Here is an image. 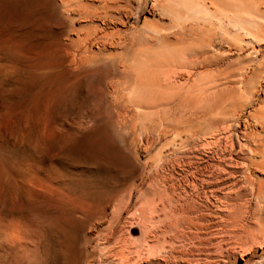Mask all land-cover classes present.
Wrapping results in <instances>:
<instances>
[{"label":"rangeland","instance_id":"1","mask_svg":"<svg viewBox=\"0 0 264 264\" xmlns=\"http://www.w3.org/2000/svg\"><path fill=\"white\" fill-rule=\"evenodd\" d=\"M165 1L0 0V264H264L260 0Z\"/></svg>","mask_w":264,"mask_h":264},{"label":"bare ground","instance_id":"2","mask_svg":"<svg viewBox=\"0 0 264 264\" xmlns=\"http://www.w3.org/2000/svg\"><path fill=\"white\" fill-rule=\"evenodd\" d=\"M162 1H163V0H162ZM170 1H171V4H172V2H173V4H175V2L178 3L179 0H178V1H177V0H176V1H174V0H170ZM170 1H169V0H168V2L165 1V2H163V4L165 3V6H166V5L168 6L167 3H169V5H171V4H170ZM180 1L185 2V0H180ZM180 1H179V2H180ZM186 1H187V2H190V1L194 2L193 0H190V1L186 0ZM195 1L197 2V0H195ZM211 1H212V0H211ZM216 1H217V0H215V2H216ZM233 1H234V5H235V6L232 5V3H231V4L229 3V6H230V7H231V6L238 7V8L241 9V10L244 8V9H243V11H244L243 13H245L248 9H249V11H250V9H251L252 12H253V9H256V10L254 11L255 13H256V11H258L259 13H260V12H261V13L264 12L263 10L260 11L262 8H259V7H261V6L264 8V0H262V1L260 0L261 2L258 0V1H259V5H258L259 7H258V9H257V6H253V8H252V6H251V5H254V4H255L254 2H258V1H256V0H255L254 2H253L252 0H250V2H252L251 5H250L251 8H249V7H248L249 5H247V4L250 3L249 1H246V0L242 1V0H241L242 4L237 3V2H239V1H237V2H236L237 4H236V3H235L236 0H233ZM129 2H130V1H129ZM187 2H185V3H186L185 5H187V9H186V10H187V11H186V17H187V13H188V15H190V16L192 15V16H191V19H192V20L195 19L196 17L199 19V17H198L197 15L194 16L193 14H191L192 12H194V14H197L196 10H195V11H192V12H190V13L188 12V10H192V9L195 8V7L193 8L194 3L191 2L190 4H189V3L187 4ZM201 2H202V1H201ZM213 2H214V1H213ZM213 2H212V5H215V8H216V9H217V8H220V7H219V6L221 5L220 2L217 1L215 4H214ZM223 2H224V1H223ZM228 2H230V1H228V0H227V2L225 1V3H228ZM231 2H232V1H231ZM244 2H245V3H244ZM247 2H249V3H247ZM202 3H203V2H202ZM206 3H207V2H206ZM217 3L219 4V6H218ZM225 3H224V4H225ZM243 3H244L245 5H247V6H246V7H247V10H246L245 5H244ZM131 4H133V3L130 2L129 5L127 4V5L129 6V8H128L127 5H126V6H125L126 9H125V7H124V9H125L126 11H127V9L130 10V8H132V9L135 10L136 8H133ZM173 4L171 5L172 7H171V6H168V7L166 6V9L170 8V10H169V9H168V10H169V11H172L171 9L176 8L175 6L173 7ZM192 4H193V5H192ZM260 4H261V5H260ZM189 5H190L191 9L189 8ZM191 5H192V6H191ZM222 5H223V4H222ZM227 5H228V4H226V6H227ZM237 5H238V6H237ZM241 5L243 6V8H240V7H242ZM256 5H257V3H256ZM196 6H197V5H196ZM216 6H217V7H216ZM226 6L224 7V5H223L224 8L221 7L222 10L219 9L220 11H219V10H215V11L213 10L214 12H211V14H212V13H217V15L221 16V17L218 16V18H217V19H219L218 21L223 22V23H224L225 21H221V20H223L222 17L225 16V19H226V15L228 16L227 12H228V13H230V12H231V13H234V14H232V15H229V17H227L228 19H231V18H235V17H236V18H235V20H236V19H237V16H235V13H236V15H238V19L241 18V15H242L243 13H242V12H239V13H238V8L235 9L237 12H235V11L233 12V10H232L233 7L230 9V10H231V11H230V10H228V9H229V6H227L228 9H226V12H224L223 9L227 8ZM122 7H123V6H122ZM255 7H256V8H255ZM141 8H142V7H141ZM141 8H140V9H141ZM110 9H111V8H110ZM122 9H123V8H122ZM129 10H128V11H129ZM134 10H132V11L130 10V12H128V13H131V12L133 13ZM175 10H176V11H175ZM177 10H178V9H174V10H173V13H174V12H175V13H178ZM179 10H180V9H179ZM241 10H240V11H241ZM139 11H140V10H139ZM139 11H138V12H139ZM180 11H181V10H180ZM180 11H179V12H180ZM216 11H217V12H216ZM222 11H223L224 13H223ZM249 11H247V12H249ZM247 12H246V13H247ZM171 13H172V12H171ZM181 13H183V10L181 11ZM184 13H185V11H184ZM207 13H208V11H207ZM209 13H210V11H209ZM219 13H221L222 15L219 14ZM237 13H238V14H237ZM250 13H251V12H250ZM224 14H225V15H224ZM253 14H254V13H253ZM262 14H263V13H262ZM174 15H175V14H174ZM177 15L180 16V13L177 14ZM207 15H208V14H207ZM128 16H129V15H128ZM131 16H132V15H131ZM183 16H185V14H184ZM193 16H194L195 18H193ZM213 16L216 17V15H212V16H210V17L213 18ZM231 16H232V17H231ZM243 16H244V15H243ZM207 17L209 18V16H207ZM215 17L213 18V20L215 19ZM230 17H231V18H230ZM187 18H188V20H189V17H187ZM205 18H206V17H205ZM212 18H211V20H210V18L207 19V20H209L208 22H212V23H210V24H211V28H212V26L215 24V23H213ZM221 18H222V19H221ZM121 19H122V18H121ZM220 19H221V20H220ZM225 19H224V20H225ZM238 19L236 20L237 23H239L238 21L241 20V19H240V20H238ZM251 19H252V17H251ZM196 20H197V19H196ZM242 20H243V18H242ZM242 20H241V22H240L239 24H237L238 26H239L240 24H241L242 26H243V24L246 25V23H247L248 20L245 21V19H244V22H245V23L242 22ZM252 20H253V19H252ZM255 20H256V19H255ZM230 21H231V20H229V22H230ZM253 21H254V20H253ZM196 22H197V21H196ZM198 22H199V21H198ZM214 22H216V21H214ZM220 22H217V23H220ZM226 22H227V19H226ZM226 22L224 23V25H221V24H223V23H221L220 25H221V26H226V25H227ZM233 22H234V20H233ZM236 22H234V25L236 24ZM251 22H252V21H248V23H247L248 26L251 25V24H250ZM193 23H194V22H193ZM231 23H232V21L230 22V24H231ZM242 23H243V24H242ZM253 23H254V22H253ZM253 23H252V25H254V24L256 25V23H254V24H253ZM191 24H192V23H191ZM196 24H197V23H196ZM199 24H200V23H199ZM225 24H226V25H225ZM230 24L228 23L227 27L234 26V25H232V24L230 25ZM259 24H261V23H259ZM194 25H195V24H194ZM194 25H193V26H194ZM205 25H206V24L204 23V26H205ZM237 25H236V27H238ZM257 25H258V24H257ZM198 26H199V25H197L196 27H198ZM201 26L204 27L203 24H201ZM215 26H216V25H215ZM215 26H213V28H214ZM248 26H246V27H248ZM258 26H260V25H258ZM261 26H263V25H261ZM261 26H260V27H261ZM183 27H184V26H183ZM188 27H191V26H188ZM194 27H195V26H194ZM205 27H207V26H205ZM234 27H235V26H234ZM239 27H240V26H239ZM184 28H185V27H184ZM211 28H209V30H211ZM202 29H203V28H202ZM228 29H229V28H228ZM200 30H201V29H200ZM212 30H214V29H212ZM186 31H187V30H186ZM177 32H178V31H177ZM177 32H176V34H177ZM180 32H181V31H179V34H180ZM200 32H204V31L201 30ZM205 32H208V29H207ZM213 32L215 33V30H214ZM213 32H209V33H210V34H213ZM182 33H183V32H182ZM209 33H200V34H203V36L201 35V36L203 37V40H204V41H202V44H203L205 41H208V40H207L208 38H209L210 40H211V39H215L214 37H213V38H212V37L210 38V37H209V36H210ZM176 34H174V35H176ZM200 34H199V35H200ZM204 34H207V37H208V38H206V36H205ZM208 34H209V36H208ZM165 36H166V35H165ZM201 36H199V37L197 36L198 39H199ZM213 36H214V34H213ZM176 37H177V36H176ZM204 37H205V38H204ZM215 37H216V36H215ZM178 39H179V37H178ZM182 40H183V39H182ZM199 40H200V42H201L202 38H200ZM214 41H215V40H214ZM85 42H87V41H85ZM82 43H83V42H82ZM207 43L209 44V42H207ZM207 43H206L205 45H203V46H199L200 48L202 47V49L199 48V50H201V51H203V52L206 51V48L208 47ZM213 43H214V42H213ZM86 44H87V43H86ZM89 44H90V43H89ZM202 44H201V45H202ZM82 45H83V44H82ZM82 45H81V46H82ZM210 45H211V43H210ZM82 47H83V46H82ZM203 47H205V48H203ZM101 49H102V48H101ZM207 50H208V49H207ZM201 51H200V52H201ZM197 52H198V50H197ZM195 54H196V51H194L193 54H190V55H195ZM197 54H198V53H197ZM201 54H202V53H201ZM204 54H206V53H204ZM202 55H203V54H202ZM92 56H93V55H92ZM188 56H189V55H188ZM195 56H196V55H195ZM197 56H199V55H197ZM197 56H196L195 58H198ZM203 56H204V55H203ZM203 56H202V57H203ZM87 57H88V56H87ZM94 57H95V56H94ZM94 57H92V60H93ZM72 58H73V57H72ZM95 58H96V57H95ZM95 58H94V59H95ZM175 58H176V57H175ZM193 58H194V56H193ZM200 58H201V57H200ZM200 58H198V59H200ZM203 58H204V57H203ZM203 58H201L202 62H200L201 60H200V61L198 60L197 62L194 61V60H196V59H194V60H190V61H189V60L186 61V62L189 63V65H190V66H188V67H192L191 65L193 64V67H192V70H193V69L195 68L194 64H195L196 66H197V65L200 66V64L203 63L204 61L207 62V61H206L207 58L205 57L204 60H203ZM74 59H75V58H74ZM88 59H90V57H88ZM75 60H76V59H75ZM90 60H91V59H90ZM92 60H91V61H92ZM96 60H97V59H96ZM181 60H182V59H181ZM170 61H171V60H170ZM55 62H56V61H55ZM186 62H185V63H186ZM192 62H193V63H192ZM194 62H196V63L199 62L200 64H199V63L196 64V63H194ZM205 62H204V64H205V66H206L207 63H205ZM119 63H120V62H119ZM181 63H182V65H180V66H182V69H183V67H184V69H185V66H186L187 63H186L185 66H184V61H183V62H180V61H179V63L176 62V64H178L177 67L180 68L179 64H181ZM191 63H192V64H191ZM64 64H65V63H64ZM121 64H122V63H121ZM123 64H125V63H123ZM204 64L201 65V66H204ZM62 65H63V64H62ZM62 65H61V66H62ZM79 65H80V64H79ZM125 65H126V64H125ZM187 65H188V64H187ZM173 66H174V65H173ZM174 67H175V66H174ZM174 67L172 68V71L170 70V72H173V70L176 69V67H175V68H174ZM76 68H77V67H76ZM198 68H199V67H198ZM169 69H170V68H169ZM180 69H181V68H180ZM180 69H176V70H177L176 72H178ZM182 69L180 70V73H181ZM184 69H183V71H184ZM187 69H188V68H186V70H187ZM186 70H185V73H186ZM190 70H191V69H190ZM190 70L187 71L189 74H190V72L192 71V70H191V71H190ZM217 70H218V69H217ZM218 72H219V70L217 71V73H216V71H215L214 74L216 73L215 75H216V77L219 79L220 74H221V73H220L221 71L219 72V73H220L219 76H218ZM180 73H178V74L175 73V74H176V76H177V75H180ZM192 73H193V72H192ZM172 74H173V73H172ZM172 74H171V75H172ZM175 74H173L174 77H176ZM214 74H212V76H213V77H212L213 80L211 81L212 78H210V81H209L210 83H211V82L213 83L212 87L214 86V82H216L215 84H216V86H217V85H218V81H219V80L214 81V79H217L216 77L214 78V76H215ZM169 75H170V74H169ZM173 75H172V77L169 76L168 79L165 78L166 80H168V82L166 81V82L168 83L167 87L171 85L172 82H169V81H171L170 78H173ZM183 75H184V73H183ZM180 76H181V75H180ZM202 76H204V75H203V74L199 75L198 78H196L195 82H193V83L190 85V86H192V87L194 86V88H193L194 90L197 89V88L200 89V87H201L202 85H200V87H199L198 85L201 84V83H203V82H205V81L203 80V79H205V78L202 77ZM199 77H201V78H199ZM206 78H207V77H206ZM165 79H164V82H165ZM169 79H170V80H169ZM194 79H195V78H194ZM197 79H198V80H197ZM199 79H201V80H200V81H202L201 83H198V82H197V81H199ZM178 80H179V79H178ZM192 80H193V79H192ZM174 82H175V81H174ZM206 82H207V81H206ZM195 83H196V84H195ZM207 83H208V82H207ZM121 84H122V83H121ZM156 84H157V82H156ZM158 84H159V83H158ZM161 84H163V83H161ZM164 84H165V83H164ZM169 84H170V85H169ZM193 84H194V85H193ZM204 85H205V84H203V86H204ZM187 87H188V85H187ZM192 87H191V88H192ZM196 87H197V88H196ZM191 88H189V90H190ZM203 88H204V89H207L208 87H207V88L203 87ZM203 88H202V90H204ZM114 89H115V88H114ZM187 90H188V89H187ZM192 91H193V90H192ZM121 97H123V96H121ZM162 99H163V98H162ZM167 128H169V127H167ZM171 129H172V128H171ZM165 131H166V130H165ZM263 143H264V141H263ZM260 145H261V144H260ZM259 150H260V148H259ZM36 186H37V185H36ZM28 188H29V187H28ZM34 190H35V189L32 190V196H34V194H35V192H36V190H35V192H33ZM260 190H261V189H260ZM30 191H31V190H30ZM27 195H28V194H27ZM35 195H38V194L36 193ZM175 210H176V209H175ZM182 210H183V209H182ZM185 210H186V209H185ZM194 210H195V209H194ZM194 212H195V211H194ZM185 213H186V212H185ZM201 217H202V215H201ZM201 217H200V218H201ZM192 219H193V218H192ZM197 219H198V218H197ZM197 219L195 218L194 220H197ZM201 219L203 220L204 217H202ZM189 220H190V218H189ZM177 221H178V220H177ZM181 221H182V219H180L179 222H181ZM183 221L187 222V219H184ZM185 222H184V223H185ZM172 223H173V222H172ZM181 223H182V224H181ZM181 223H180L179 225H182V226H181V229L183 228V231H184V228H185V227H186V229L189 230L190 228H192V226H193L192 224L195 225V222H194L193 220H191V223H192V224L190 223L191 226H190V224H189L190 227H189V226H186V225L183 227L184 224H183V222H181ZM174 224H175V223H174ZM185 224H186V223H185ZM172 226H174V225H172ZM172 226H171V227H172ZM169 227H170V226H169ZM177 227H178V224H177V225L175 224V228H177ZM203 227H204V226H203ZM172 228H173V227H172ZM175 228H173L174 231H176V230L179 228V229L176 231V233H177V232H180V231H179V230H181L180 227H178L177 229H175ZM201 228H202V226H201ZM60 229H61V228H60ZM186 229H185V231H186ZM196 229H199V228H198V225H197ZM54 230H55V229H54ZM54 230H53V231H54ZM188 230H187L186 232L184 231V232H185L184 238L188 237V234L186 235V233L189 232ZM203 230H204V229H203ZM205 230H206V229H205ZM57 231H58V230H57ZM57 231H56V232H57ZM163 231H164V230H163ZM171 231H172V230H171ZM200 231H202V229H201ZM54 232H55V231H54ZM166 233H167V232H166ZM176 233L174 232V235L172 234V235H173V236L171 237L172 240H177V237H179V238H183V233H182V235L179 234V233H177V234H176ZM198 233H199V232H198ZM194 234H195V233H194ZM190 235H191V234H190ZM190 235H189V236H190ZM185 236H186V237H185ZM194 236H195V235H194ZM194 236H193V237H194ZM234 236H235V235H234ZM191 238H192V235H191ZM188 239H189V238H188ZM60 240H61V239H60ZM26 241H27V240H26ZM168 241H169V240H168ZM63 242H64V241H63ZM173 242H174V241H172V243H171V242H169V243L172 244V245L170 244V245H171L170 248L172 249L171 252H172V254H173V256H174L176 251L174 250V248H175L174 246H175V245H174ZM201 243H202V242H201ZM62 244H63V243H62ZM165 244H166V243H165ZM175 244H176V243H175ZM224 244H225V243H224ZM63 245H64V244H63ZM61 246H62V245H61ZM64 246H65V245H64ZM166 247H167V246H166ZM170 248H169V249H170ZM160 249H165V245H163V247H161ZM157 251H158V254H159V252H162V251H164V250H157ZM202 251H203V250H202ZM177 252H178V251H177ZM167 253H168V252H167ZM223 254H224V253H223ZM166 255H167V254H166ZM163 257H164V256H163ZM174 257H175V256H174ZM169 258H170V257H169ZM172 258H173V257H172ZM148 259H149V260H147V262H146L147 264H158V263H160V262L163 261V260L166 261V262H167V261H170V259H168V258H162L161 253H160L159 255H157L156 257H152V258L149 257ZM176 260H177V259H176Z\"/></svg>","mask_w":264,"mask_h":264}]
</instances>
